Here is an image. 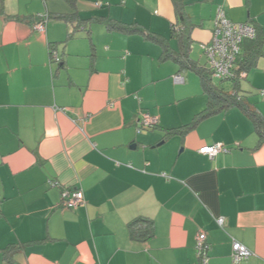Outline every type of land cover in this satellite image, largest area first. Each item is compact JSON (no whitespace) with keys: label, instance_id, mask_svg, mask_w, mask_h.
I'll return each mask as SVG.
<instances>
[{"label":"crops","instance_id":"obj_1","mask_svg":"<svg viewBox=\"0 0 264 264\" xmlns=\"http://www.w3.org/2000/svg\"><path fill=\"white\" fill-rule=\"evenodd\" d=\"M182 3L200 65L220 6L256 27L241 48L253 63L228 91L264 119V0ZM178 19L174 0H0V264H201L203 231L209 264H231L233 238L253 252L240 264H264V137L238 106L188 127L208 94L151 37L179 52ZM141 112L157 126L138 132ZM216 142L228 151L199 152ZM66 188L84 203L62 208ZM139 217L151 238L130 237Z\"/></svg>","mask_w":264,"mask_h":264},{"label":"built area","instance_id":"obj_2","mask_svg":"<svg viewBox=\"0 0 264 264\" xmlns=\"http://www.w3.org/2000/svg\"><path fill=\"white\" fill-rule=\"evenodd\" d=\"M48 22V16H41L39 21L34 24V30L45 32ZM257 29L254 25L247 22H234L230 20L222 6L218 8L213 36L210 42L201 45L204 54L207 57L209 67L213 76L221 80H231L234 78H245L247 71L240 70L238 58L241 54L242 44L246 40H254L257 37ZM51 57L54 61H60L61 58L56 50L51 51ZM176 82H183L181 74L174 76ZM264 95V90H262ZM158 120L147 112H141L138 118L137 131L150 130L156 127ZM228 148L220 142L206 144L199 148V152L211 158L220 152H226ZM56 184V182H52ZM84 203V192L82 189L66 188L62 192V208L72 209ZM216 222L220 227L225 224V217L219 216ZM210 243L207 240L205 231L198 233L196 238V250L201 264H209ZM253 252L244 244L233 238L232 240V262L231 264H240L248 259Z\"/></svg>","mask_w":264,"mask_h":264},{"label":"trees","instance_id":"obj_3","mask_svg":"<svg viewBox=\"0 0 264 264\" xmlns=\"http://www.w3.org/2000/svg\"><path fill=\"white\" fill-rule=\"evenodd\" d=\"M176 12L178 14V21L173 24L172 35L177 36L180 42V51L174 53L169 46L165 43L164 39L156 38L164 47L163 55L165 58H173L180 63L182 67H186L196 71L202 80V85L205 92L208 94L209 100L207 107L197 114L195 120L188 124V127L196 124L198 120L208 115H211L221 109L231 106H238L252 119L257 132L264 137V119L258 110L238 91L229 92L224 87H220L212 81V70L208 65H200L189 57L190 51V16L184 10L185 4L182 0H174ZM252 55L243 56L242 52L238 58V65L240 70L248 71L252 65ZM236 86L239 85L241 78L231 79ZM179 129L168 130V134H173ZM129 235L134 240H146L151 238L155 233V224L152 219L148 217H139L128 224Z\"/></svg>","mask_w":264,"mask_h":264},{"label":"rangeland","instance_id":"obj_4","mask_svg":"<svg viewBox=\"0 0 264 264\" xmlns=\"http://www.w3.org/2000/svg\"><path fill=\"white\" fill-rule=\"evenodd\" d=\"M191 7V6H190ZM195 57L197 56L195 53H194ZM202 59H200L201 63H205L206 61V64H208V61L206 60V58L204 57H200ZM212 81L214 84L220 86V87H224L226 90H232V87H233V82L232 80H221L215 76H212Z\"/></svg>","mask_w":264,"mask_h":264}]
</instances>
